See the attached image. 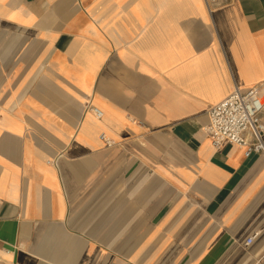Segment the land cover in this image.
<instances>
[{"label": "crops", "instance_id": "crops-1", "mask_svg": "<svg viewBox=\"0 0 264 264\" xmlns=\"http://www.w3.org/2000/svg\"><path fill=\"white\" fill-rule=\"evenodd\" d=\"M259 85L264 0H0V261L264 264V153L206 131Z\"/></svg>", "mask_w": 264, "mask_h": 264}, {"label": "built area", "instance_id": "built-area-1", "mask_svg": "<svg viewBox=\"0 0 264 264\" xmlns=\"http://www.w3.org/2000/svg\"><path fill=\"white\" fill-rule=\"evenodd\" d=\"M209 13L230 3L231 0H204ZM264 85L242 91L237 86L225 99L212 106L208 111L209 125L206 128L213 146L220 150L225 145L237 146L244 151L245 157L264 153ZM95 116L101 119L103 114L92 109ZM102 138L105 139L104 135ZM107 144L111 143L107 141ZM259 233L250 236L245 245L251 246Z\"/></svg>", "mask_w": 264, "mask_h": 264}, {"label": "rangeland", "instance_id": "rangeland-1", "mask_svg": "<svg viewBox=\"0 0 264 264\" xmlns=\"http://www.w3.org/2000/svg\"><path fill=\"white\" fill-rule=\"evenodd\" d=\"M0 264H8V263H6V262H3V261H0Z\"/></svg>", "mask_w": 264, "mask_h": 264}]
</instances>
